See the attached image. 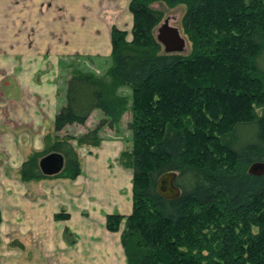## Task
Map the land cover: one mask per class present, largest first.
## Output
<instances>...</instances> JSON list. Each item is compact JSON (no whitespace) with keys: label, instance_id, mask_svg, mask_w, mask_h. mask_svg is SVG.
Segmentation results:
<instances>
[{"label":"trees","instance_id":"1","mask_svg":"<svg viewBox=\"0 0 264 264\" xmlns=\"http://www.w3.org/2000/svg\"><path fill=\"white\" fill-rule=\"evenodd\" d=\"M156 2L186 6L188 51L165 52L156 39ZM128 10L131 38L111 26L102 71L85 64L89 55L59 60L68 77L55 133L28 153L21 178H74L75 144H98L103 127L120 130L128 110L130 144L118 160L132 169V210L106 214L110 230L124 220L126 264H264V171H247L264 161V0H130ZM94 109L103 113L94 127L58 134ZM50 151L64 165L46 175L38 160ZM167 170L177 171V197L156 189Z\"/></svg>","mask_w":264,"mask_h":264},{"label":"crops","instance_id":"2","mask_svg":"<svg viewBox=\"0 0 264 264\" xmlns=\"http://www.w3.org/2000/svg\"><path fill=\"white\" fill-rule=\"evenodd\" d=\"M16 4L0 0V264H126L124 220L117 230L106 226L107 213L132 210V169L118 160L128 137L120 130L103 127L98 144H75L81 166L74 178L23 180L19 172L55 133L54 115L65 101L59 60L108 56L121 9L116 0ZM93 113L58 134L72 125V134L86 131ZM61 212L67 215L55 216Z\"/></svg>","mask_w":264,"mask_h":264},{"label":"rangeland","instance_id":"3","mask_svg":"<svg viewBox=\"0 0 264 264\" xmlns=\"http://www.w3.org/2000/svg\"><path fill=\"white\" fill-rule=\"evenodd\" d=\"M21 1L24 2L26 0H16L17 4H21ZM129 2H130V0H116V5L119 6L121 9L120 15L117 16V18H116L117 22L120 21L121 27H117V26L116 27L121 29V30H125L127 32V35H126L127 39L131 38V27H132V15L128 10V4H127ZM151 6L153 8H156V9L162 11V13H163V18L159 24H161L164 20H168L169 24L171 26L177 28L179 30L181 36L186 38V36L183 32V22H182V18H183V15L185 13V10H186V6L184 4H178L174 7H170V6H168L162 2H156V3H153ZM41 8H42V6H41ZM157 27H156V29H157ZM156 29L154 30L155 33H156ZM189 46H190V43H188V41H186L184 52L189 50ZM72 54H74V53H72ZM88 60H90V61H88ZM109 63H110V53L108 54V56H104V57L101 56V58L100 57L99 58L90 57L89 59L85 60V64L89 65L95 71H102ZM60 69H61L62 77H61V79H59L58 85L60 86L61 93L63 94L64 89H65L64 84H65L66 78L68 77V74H67V72L63 71V69L61 68V65H60ZM124 91L127 92V90H124ZM102 116H103V113L100 109H94V113L91 115V117L89 119V123L91 124L90 128L94 127L97 124L98 120ZM129 117H130V112L127 110L124 113L122 120H121V123H120V126H121L120 131L124 136L128 137V144H130V132L126 127V121L129 119ZM73 124H77V123H73ZM76 127H77V125H72L71 127H69V129H66L64 132L66 134H70V133L72 134V133L76 132V130H75Z\"/></svg>","mask_w":264,"mask_h":264},{"label":"water","instance_id":"4","mask_svg":"<svg viewBox=\"0 0 264 264\" xmlns=\"http://www.w3.org/2000/svg\"><path fill=\"white\" fill-rule=\"evenodd\" d=\"M155 37L162 44L165 52H182L185 49V37L181 36L179 30L171 26L168 20H164L158 25ZM38 165L42 173L56 174L63 168L64 156L58 151H50L39 158ZM247 171L253 174L262 173L264 161L252 162ZM176 176L177 171L175 170H167L160 174L156 185L158 193L166 198L179 196L180 188L174 183Z\"/></svg>","mask_w":264,"mask_h":264}]
</instances>
